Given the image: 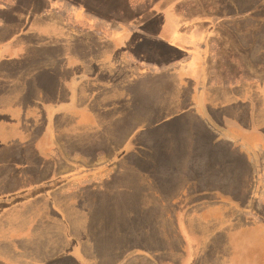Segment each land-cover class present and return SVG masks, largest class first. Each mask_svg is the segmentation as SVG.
I'll list each match as a JSON object with an SVG mask.
<instances>
[{"label": "crops", "instance_id": "1", "mask_svg": "<svg viewBox=\"0 0 264 264\" xmlns=\"http://www.w3.org/2000/svg\"><path fill=\"white\" fill-rule=\"evenodd\" d=\"M62 1L0 0V84L7 69L15 71V95H0V264H121L129 248L140 259L133 264H264V117L254 126L251 91L235 80L242 75L217 85L211 69L203 74L208 55H216L212 44L206 50L199 42L204 31L214 39L208 18L186 21L178 5L193 0H157L145 21L101 19L109 31L95 26L100 18L86 2L67 1V9ZM28 38H42L39 53L27 48ZM162 39L167 45L158 49ZM105 40L115 54L108 55ZM46 51L54 59L47 66ZM27 59L33 61L24 66ZM63 64L69 92L48 83L42 111L37 83L23 95L25 76L54 78ZM128 64L137 79L161 75L188 89L170 104L158 99L161 119L157 100L143 97L148 106L138 121L148 126L140 129V146L110 148L95 127L100 115L88 105L86 86ZM177 103L183 108L171 113ZM230 105L238 119L228 122ZM151 157L158 165L148 164ZM139 186L148 191L140 196ZM130 207L143 220L128 239L111 218Z\"/></svg>", "mask_w": 264, "mask_h": 264}, {"label": "rangeland", "instance_id": "2", "mask_svg": "<svg viewBox=\"0 0 264 264\" xmlns=\"http://www.w3.org/2000/svg\"><path fill=\"white\" fill-rule=\"evenodd\" d=\"M152 0H87L89 4V8L92 12L98 15H103L106 17H122L123 15L126 16L127 11L131 13L134 11V15H138L141 13L144 16L150 15L151 13L146 12L147 7L151 3ZM233 3H237V7L235 10L230 9L228 4L226 7L222 9L220 5L221 2L218 0H193L187 1L184 5L180 6V10L182 13L187 16V22H194L191 21L197 17L203 16V19H207L210 21L209 26H211L210 32L214 31V39L209 42L205 38V33L203 38L199 40V42L206 46V50L210 49V46H214L216 50V55H208V60L205 63L206 69L203 70V74L212 70L213 78L216 80L217 85H220L222 77L229 76L232 78L233 76L241 77L236 78L239 84V87L244 89L245 87L251 91L250 93V102L253 100V106L256 108V117L257 122L254 126H260V119L264 117L261 114V109L264 107V0H231ZM63 4L69 9V4L67 1H62ZM195 4L193 7H189L191 4ZM132 4V7L130 6ZM188 6V7H187ZM187 11H186V10ZM254 9L253 15H259L258 18H262L258 20L256 18L253 19V15L251 16V10ZM68 13V11H67ZM251 13V14H250ZM133 15V14H132ZM232 15V16H231ZM51 18H57V16L52 14ZM131 16L125 18L127 20ZM49 18V16H48ZM139 23V22H137ZM95 26L106 27L107 30H112L111 26L106 23V21L102 22L101 19H97L95 22ZM208 24L204 26V30L207 28ZM47 33V31L45 30ZM88 39L94 40V37L90 34L87 35ZM49 38V35H45V39ZM28 38L25 41L26 46L30 45L29 50L33 52L39 53L40 48V40L39 39H32ZM76 38L74 39V41ZM52 41L56 44L54 46H58L62 42L57 40V38L53 37ZM166 40H157L155 46L161 49L162 45H165ZM197 42V40H196ZM113 44L110 41L105 40L104 46L109 52L115 54L114 48L111 47ZM212 44V45H211ZM47 44H44V48L46 50ZM62 45V44H61ZM59 45L60 47H62ZM167 45V44H166ZM51 44L48 45L47 50H49ZM102 48V47H101ZM16 48V46L14 47ZM59 49V48H58ZM75 49V48H74ZM68 50V48H67ZM63 50H61L62 52ZM77 51L79 53L83 52L84 50L77 46ZM73 53V49L71 51ZM44 59H45V66H47L50 62H54V59L49 55L48 51L44 52ZM128 55V54H127ZM26 58L29 55L25 56ZM129 58H133V54L129 53ZM135 57H139L140 59H144V56L136 54ZM154 57V56H153ZM249 60V61H248ZM33 61V60H32ZM30 59H27L24 62V66L28 65V63L32 62ZM28 62V63H27ZM66 65H61L58 72L55 73L54 78L50 75H45L37 79V75H33L31 78L29 76H25L26 80L29 82L24 83L25 91L23 95L25 97L31 96V93L26 90V87L29 86L31 88L32 83H37L40 89L38 96L36 99L39 100L38 104L41 106L40 110L43 109V102L47 101L48 90L47 85L48 83L51 84V88L54 86L58 93H68L70 88V80L72 79L71 76L67 78L66 76ZM134 66L128 64L126 65L123 70L122 69H115L114 73L111 70L108 74L99 73L97 76L100 79L89 83L86 86V93L87 95L91 94V100L89 101L88 105L90 108L96 107L93 109L96 111V115H100V119L95 123V127L99 129L101 139L105 145H109L110 148H120V146L135 147L136 144L140 146L141 144V137H140V129L142 127H147L148 120L138 121L139 116H141L147 109V104L143 103V97H152L151 100L156 101V114L161 119L162 114H160V108L158 106V99L161 100H168L169 104L174 101L171 97L177 94H185L187 93L188 86H186V82L182 83H175L170 84L171 81H164L161 77L156 78H143L137 79L136 74L139 72L138 70L133 68ZM207 67L209 69H207ZM105 68L102 67V72ZM8 75L14 79V69H7ZM35 70H40L38 67H35ZM117 70V71H116ZM210 74V72H208ZM256 75L259 77L260 81L254 82L251 80V76ZM40 76V75H39ZM7 78L4 85L1 83L0 87L1 90H6L2 92L1 96L6 95H15L13 89L15 90V83H11V78ZM204 84V82H202ZM261 83V84H260ZM44 89V90H43ZM218 87H213L212 91L213 94L216 95ZM234 90L233 93H243L240 90ZM17 95H21L18 91L16 92ZM53 97L52 94H50ZM95 96V99L93 98ZM173 104V103H172ZM177 107L174 108L172 111L169 110L171 113L173 111L179 110L183 108L184 103H177ZM238 107L239 104H236ZM229 108L230 118L226 117L228 122L231 120L238 119L234 115V108L230 105ZM250 109V107H249ZM42 111H45L42 110ZM241 121V119H240ZM157 122L159 125L161 123L160 120L157 118ZM242 123V121H241ZM247 124V123H245ZM165 126V124H163ZM225 125V124H224ZM248 125V124H247ZM252 125V124H251ZM160 126V125H159ZM158 126V127H159ZM157 127V126H156ZM163 129L162 127H159ZM125 134V136H123ZM128 135V136H127ZM123 138H125L123 140ZM111 145V146H110ZM117 146V147H115ZM119 146V147H118ZM142 159L147 158L144 155H141ZM157 161L154 160V157H151L148 160V164L151 165L152 163L155 165ZM140 165V162H137ZM146 164V162L144 163ZM147 165V166H149ZM144 166H140L139 169H142ZM149 167H147V170ZM160 169V168H157ZM150 171V170H148ZM262 177L264 180V163H263V173ZM141 176L139 177L140 180ZM146 180V179H144ZM166 185L164 184L163 189H165ZM148 191V189L139 186V195L141 196L142 193ZM124 206L121 205V209L124 210ZM264 211V208H263ZM143 216H139L137 212L133 208H129L126 215H118L117 217H112V220H115L120 227V231L123 237L130 239L131 232L133 228V223H140ZM135 220V222H134ZM180 249V247L176 248ZM126 253L132 251L131 248L126 250ZM133 255V254H132ZM140 261L138 258L131 257L127 264H133L134 260Z\"/></svg>", "mask_w": 264, "mask_h": 264}, {"label": "flooded vegetation", "instance_id": "3", "mask_svg": "<svg viewBox=\"0 0 264 264\" xmlns=\"http://www.w3.org/2000/svg\"><path fill=\"white\" fill-rule=\"evenodd\" d=\"M65 1H72L73 3H76V4H83L84 2H86L87 3V6H89V4H88V2H87V0H65ZM89 1V0H88ZM157 2V0H152L151 1V3L149 4V6L147 7V11L146 12H150L151 14L150 15H147V16H144V14L143 13H141L140 12V14H138V15H134V11L132 12L131 11V13L130 12H128L127 11V13H126V16L125 15H123L122 17H106V16H101V15H98V14H95L94 12H92L91 10H90V8L88 9L96 18H100V19H103V20H108V21H112L113 23L114 22H116L117 20H119V21H124V22H126V21H131L132 19H134V21H137V22H141V21H145V20H147L149 17H151V16H154L155 15V11H154V9H153V6H152V4L154 3V2ZM127 3H128V0H127ZM184 5L185 4V2H182V3H180L179 5H178V8L180 9V6H182V5ZM130 6L132 7V4H130ZM188 7V6H187ZM87 8V7H86ZM186 10V9H185ZM187 11V10H186ZM133 14V15H132ZM127 15L128 16H131L130 18H128L127 20H125V18L127 17ZM114 20V21H113Z\"/></svg>", "mask_w": 264, "mask_h": 264}, {"label": "trees", "instance_id": "4", "mask_svg": "<svg viewBox=\"0 0 264 264\" xmlns=\"http://www.w3.org/2000/svg\"><path fill=\"white\" fill-rule=\"evenodd\" d=\"M237 3H233V2H231V5H229V6H232V7H230V9H234L235 10V7H237ZM224 7H226V5H224V6H222V9L224 8ZM224 10V9H223ZM222 12H226L225 10L224 11H222ZM253 12V13H252ZM254 12H256V11H254V9H252L251 10V16L254 14ZM264 14V13H263ZM260 15V14H259ZM259 15H253L254 17H253V19H255L256 20V18L258 19V20H260V19H262V18H258L257 16H259ZM115 225H117V223H114ZM119 225V224H118ZM114 228H116V226H113ZM121 233V232H120ZM103 250V249H102ZM132 254H134L133 253V250L132 251H130L128 254H126V256L121 260V264H127V262L130 260V258H131V256H132ZM126 260V261H125Z\"/></svg>", "mask_w": 264, "mask_h": 264}]
</instances>
